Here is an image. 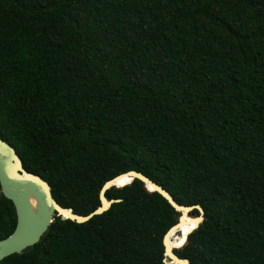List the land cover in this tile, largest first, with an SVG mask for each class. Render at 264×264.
I'll return each instance as SVG.
<instances>
[{
    "label": "trees",
    "instance_id": "1",
    "mask_svg": "<svg viewBox=\"0 0 264 264\" xmlns=\"http://www.w3.org/2000/svg\"><path fill=\"white\" fill-rule=\"evenodd\" d=\"M0 139L77 215L136 171L203 208L180 258L264 264V0H0ZM105 197L0 264H165L180 213L139 180Z\"/></svg>",
    "mask_w": 264,
    "mask_h": 264
},
{
    "label": "water",
    "instance_id": "2",
    "mask_svg": "<svg viewBox=\"0 0 264 264\" xmlns=\"http://www.w3.org/2000/svg\"><path fill=\"white\" fill-rule=\"evenodd\" d=\"M134 180H139L149 191L160 194L167 202L180 213L177 223L172 226L163 238L165 264H189L186 259L180 258L174 253L185 245L188 236L204 221V210L201 206H182L177 204L171 194L161 186L136 171L120 174L106 182L100 190V206L92 213L81 216L72 209L61 207L53 198L51 187L40 177L28 173L22 166L21 159L15 149L7 142L0 139V190L5 199L12 202L16 212V226L13 232L3 240H0V262L14 254H21L29 247L36 245L49 227L59 217L62 221L71 220L84 223L94 216L100 215L115 203L121 200H107L105 194L112 187L128 186ZM122 181V182H121ZM197 210L199 214L191 217L190 213ZM185 216L186 222L181 219ZM189 223L181 245H169L168 237L173 232L177 237H183L180 225Z\"/></svg>",
    "mask_w": 264,
    "mask_h": 264
},
{
    "label": "bare ground",
    "instance_id": "3",
    "mask_svg": "<svg viewBox=\"0 0 264 264\" xmlns=\"http://www.w3.org/2000/svg\"><path fill=\"white\" fill-rule=\"evenodd\" d=\"M181 219L185 222L187 221L185 216H183V215H182ZM185 222H183V224L180 225L182 228L183 237H177L174 232L172 234H169V237H168V244L169 245H181L182 244V242L184 241L185 233L187 232V229L190 226L189 223H185Z\"/></svg>",
    "mask_w": 264,
    "mask_h": 264
},
{
    "label": "flooded vegetation",
    "instance_id": "4",
    "mask_svg": "<svg viewBox=\"0 0 264 264\" xmlns=\"http://www.w3.org/2000/svg\"><path fill=\"white\" fill-rule=\"evenodd\" d=\"M0 192H1V190H0ZM13 208H14V206H13ZM14 212H15V209H14ZM15 217H16V212H15ZM16 226V225H15Z\"/></svg>",
    "mask_w": 264,
    "mask_h": 264
}]
</instances>
